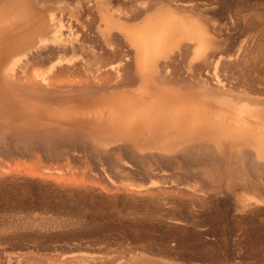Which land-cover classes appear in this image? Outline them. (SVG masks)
Segmentation results:
<instances>
[{"label": "bare ground", "instance_id": "1", "mask_svg": "<svg viewBox=\"0 0 264 264\" xmlns=\"http://www.w3.org/2000/svg\"><path fill=\"white\" fill-rule=\"evenodd\" d=\"M49 1L0 0V149L88 153L143 178L105 189L157 205H202L241 168L264 176V66L246 65L241 44L219 50L243 4L215 19L214 0ZM135 253L112 264H160Z\"/></svg>", "mask_w": 264, "mask_h": 264}, {"label": "rangeland", "instance_id": "2", "mask_svg": "<svg viewBox=\"0 0 264 264\" xmlns=\"http://www.w3.org/2000/svg\"><path fill=\"white\" fill-rule=\"evenodd\" d=\"M214 2L210 13L215 12V19L222 18L218 15L223 7L234 12L243 4L246 9L242 5L245 25L234 18L228 22L231 27L227 23L220 52L231 56L241 44L247 49L246 65L264 66V0ZM47 4L54 11L56 4ZM12 148L0 149V264H55L68 255L73 264H112L134 252L160 264H264L260 174L254 180L241 168L243 180L227 176L202 205L172 195L168 203L165 197L155 205L149 197L136 201L123 190L105 189L107 177L133 186L143 178L131 172L114 174L96 156L45 159L40 150L34 151L36 157H25ZM259 160L264 165V158ZM130 201L137 202L134 211Z\"/></svg>", "mask_w": 264, "mask_h": 264}]
</instances>
